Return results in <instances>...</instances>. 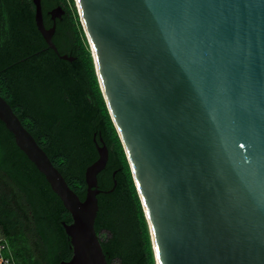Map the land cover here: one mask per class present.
Listing matches in <instances>:
<instances>
[{"label": "water", "instance_id": "1", "mask_svg": "<svg viewBox=\"0 0 264 264\" xmlns=\"http://www.w3.org/2000/svg\"><path fill=\"white\" fill-rule=\"evenodd\" d=\"M75 1L154 263L264 264V0ZM32 3L47 46L73 61L52 41L64 10L47 28ZM0 120L71 215L58 264H108L94 228L97 195L114 187L97 184L102 138L81 200L1 95Z\"/></svg>", "mask_w": 264, "mask_h": 264}, {"label": "trees", "instance_id": "2", "mask_svg": "<svg viewBox=\"0 0 264 264\" xmlns=\"http://www.w3.org/2000/svg\"><path fill=\"white\" fill-rule=\"evenodd\" d=\"M43 23L60 6L47 46L34 21L32 0H0V95L81 200L85 168L97 158L93 141L108 149L97 174L101 190L94 221L108 264H155L139 197L94 71L73 0H40ZM114 173V174H113ZM114 180L116 184L114 185ZM71 215L44 175L17 147L0 120V235L15 264H58L72 254L62 221Z\"/></svg>", "mask_w": 264, "mask_h": 264}, {"label": "built area", "instance_id": "3", "mask_svg": "<svg viewBox=\"0 0 264 264\" xmlns=\"http://www.w3.org/2000/svg\"><path fill=\"white\" fill-rule=\"evenodd\" d=\"M7 252L8 244L5 238L0 235V264H15Z\"/></svg>", "mask_w": 264, "mask_h": 264}, {"label": "rangeland", "instance_id": "4", "mask_svg": "<svg viewBox=\"0 0 264 264\" xmlns=\"http://www.w3.org/2000/svg\"><path fill=\"white\" fill-rule=\"evenodd\" d=\"M73 5H74V8L76 10V13L78 14V9H77V5H76V1L75 0H73ZM139 201H140V199H139ZM140 204H141V201H140ZM141 209H142V214H143V217H144V220H145V224H146V228H147V232H148V236H149V240H150V245H151V237H150V235H151L150 232L151 231H150L149 222H148V219H146L147 216L145 217V215H144V211H143L142 205H141ZM151 249H152V245H151ZM152 253H153V251H152ZM114 264H116V262H114Z\"/></svg>", "mask_w": 264, "mask_h": 264}, {"label": "bare ground", "instance_id": "5", "mask_svg": "<svg viewBox=\"0 0 264 264\" xmlns=\"http://www.w3.org/2000/svg\"><path fill=\"white\" fill-rule=\"evenodd\" d=\"M146 216H147V214H146ZM147 219H148V217H147ZM148 222H149V220H148ZM149 226H150V231H151V234H152V229H151V224H150V222H149ZM154 250H155V248H154ZM156 261L158 262L157 256H156ZM158 264H159V263H158Z\"/></svg>", "mask_w": 264, "mask_h": 264}]
</instances>
